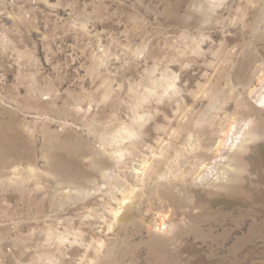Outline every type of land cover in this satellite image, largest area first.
I'll return each instance as SVG.
<instances>
[{
    "label": "rangeland",
    "instance_id": "rangeland-1",
    "mask_svg": "<svg viewBox=\"0 0 264 264\" xmlns=\"http://www.w3.org/2000/svg\"><path fill=\"white\" fill-rule=\"evenodd\" d=\"M251 58L264 77V0H0V264H264V101L240 79ZM143 93L119 163L103 140L134 123ZM187 106L222 107L233 165L164 199L153 176L177 168L198 119L178 116ZM156 208L173 221L151 252L125 218L147 213L157 234Z\"/></svg>",
    "mask_w": 264,
    "mask_h": 264
},
{
    "label": "bare ground",
    "instance_id": "bare-ground-1",
    "mask_svg": "<svg viewBox=\"0 0 264 264\" xmlns=\"http://www.w3.org/2000/svg\"><path fill=\"white\" fill-rule=\"evenodd\" d=\"M257 58H251L249 62L245 65L241 72V83L245 85V91L249 93H254V97L257 101H264V92L257 89L255 91V86L252 82L253 77L258 76V79H263L264 77L260 75L262 70V63L258 64ZM250 81V82H249ZM143 93L140 95V100H136V104L131 106L133 110L134 123L125 124L118 129L119 134L113 135L110 139H104V143L108 144L111 148L110 158H114L117 162H122V159L125 156H131L133 150L126 145V139L133 141L132 139L136 138L138 135L137 124L140 119L144 117L142 113L141 106L142 103L147 98ZM253 107V103H250ZM218 109L208 108L205 112H198L193 106H187L185 110L179 111V117L184 120H192L194 116L197 115L198 119L193 128L188 127L187 136L183 139V144L177 150V153L173 159V164L177 166L174 170H163L162 168H157L158 175L153 176L154 184L152 187L158 193H161V197L164 199H170L175 196V193L182 192L181 189L189 184L196 185L204 180L210 179L215 181L225 176L229 171V168L232 167V156L230 153L231 143H228V129L226 126L218 124L221 122V110L222 107H217ZM133 122V121H132ZM219 125V126H218ZM180 130V129H179ZM242 135V134H241ZM118 136L121 138L118 139ZM242 140V139H241ZM233 143V140H232ZM184 152L188 156L192 157L191 160V169L188 171L183 170V163L180 161V156L184 155ZM237 156V155H236ZM234 159V158H233ZM97 162V161H96ZM98 166L100 169H103L102 175L112 176V173L109 172V162L102 158L98 160ZM132 163V162H131ZM143 165V164H142ZM178 165L180 167L178 168ZM133 171L137 173H142V180H145V177L148 175L149 167L146 166H135L132 163ZM212 175V176H211ZM145 182V181H144ZM134 190H132L133 192ZM137 193L133 195L123 194L122 198L119 201L120 206L117 208V213L119 209L122 208V203L135 205ZM159 199H161L159 197ZM163 201V200H162ZM153 205V202L151 203ZM131 205V206H132ZM128 206V205H125ZM154 207V206H153ZM136 208V207H135ZM128 211L137 212L133 207H128ZM160 210L159 208H156ZM147 213H140V219L125 218L128 224H133V227L136 232H142L145 230L148 233V238L141 239V243L150 248V251L153 252V243L161 240L159 237L160 234L167 233L169 226L173 221V218L168 217V215L160 210V213L157 215L158 222L156 223L155 230L157 234L152 230V223L149 222ZM124 221V220H123ZM126 222V221H125ZM180 236L176 233L174 239L179 238ZM163 241V240H162ZM167 243L165 247L169 246L170 241L166 240Z\"/></svg>",
    "mask_w": 264,
    "mask_h": 264
}]
</instances>
